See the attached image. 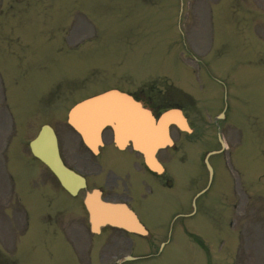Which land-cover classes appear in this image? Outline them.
Instances as JSON below:
<instances>
[{
  "label": "rangeland",
  "instance_id": "rangeland-1",
  "mask_svg": "<svg viewBox=\"0 0 264 264\" xmlns=\"http://www.w3.org/2000/svg\"><path fill=\"white\" fill-rule=\"evenodd\" d=\"M216 2L219 0H0V15L4 18L7 13H3L2 8L8 9L7 5H16L12 9H28L15 12L18 17L13 21L8 20L11 19L8 15V26L0 27L3 53L19 66L18 81L24 70L16 54L18 41L11 35L23 31L25 41L30 43V55L37 47V90H30L28 82L25 108L16 105V132L11 131L3 138L7 150L9 148V166L19 173L18 179L22 178L24 184L36 168L37 172L41 170V182L37 183L40 197L37 199L45 192L63 199L62 204L53 202L51 208L39 200L37 207L31 206L29 201H33V193L23 188L24 198L29 200L26 206H31L28 229L23 232L25 221L18 219H14L17 221L14 230V224H4L0 228V234L5 233V241L13 243L16 256L24 261L22 264H73L69 247L62 237L48 230L57 228L69 232L72 221L63 206L70 205L71 198L57 187L43 164L22 153L17 139L21 137L28 141L41 124L49 123L57 131L65 162L93 176L98 167L87 161V152L77 148L74 141L67 145L66 132L70 129L65 123L66 111L91 93L121 85L132 87L133 83L152 87L158 94L164 92L161 96L169 99L179 96L186 108L191 111L195 108L199 112V119L196 117L199 137H190L196 153L201 150L199 190L206 185L207 177L202 159L207 151L218 147L213 124L223 105L226 121L221 131L228 149L213 158L216 174L212 182L217 176L218 186L214 183L206 194L199 196V229L206 227L210 207H216L214 212L235 220L231 229L239 235L237 249H246L245 253H239L241 256H236L237 264H249L246 255H250V263H254L253 249H264V0H221V5ZM186 49L192 53L185 56ZM208 49H211L210 53ZM180 73L183 81L178 77ZM247 85L249 89L245 88ZM182 87L190 89L194 96L206 89L210 98L220 99L222 105L215 101L211 107L209 101L208 107H204L206 101L199 97L198 107L197 99L184 93ZM21 101L24 105L23 96ZM6 102L10 105L9 96ZM249 128L250 139L247 141L244 131ZM3 136L5 130L0 134L1 141ZM43 176L55 185L44 183ZM90 180L92 185L102 184L94 178ZM5 190L0 187L2 206L7 205L2 202L7 197ZM187 197L186 194L185 200ZM12 200L17 201L16 198ZM2 206L0 226L1 222L13 221L12 218L5 219L7 210ZM75 208V215L81 218L77 202ZM45 212H50L57 221L50 217L47 221L50 227L42 230L41 218ZM32 239L34 242L37 239L36 243ZM214 239L204 237L207 249L203 248L202 252L208 260L199 254V262H211L219 256L221 264H230L234 253L229 252V248L222 249ZM185 241V235L177 236L173 228L163 245L156 242L160 248L159 259L146 264H175L174 254L178 257L183 254ZM194 249V246L190 247L193 253Z\"/></svg>",
  "mask_w": 264,
  "mask_h": 264
},
{
  "label": "flooded vegetation",
  "instance_id": "flooded-vegetation-1",
  "mask_svg": "<svg viewBox=\"0 0 264 264\" xmlns=\"http://www.w3.org/2000/svg\"><path fill=\"white\" fill-rule=\"evenodd\" d=\"M18 61L20 63L19 57ZM1 66L7 75L19 76V66H11L10 68L8 63L4 61L1 62ZM123 90L129 93L131 97L142 101L144 106L152 109V111H158L162 106L173 104L175 100L174 97L169 99L160 94H155L154 89L147 86L128 87ZM176 132V141L174 140L176 147L172 151L164 148L157 153V157L163 165L161 173L148 169L141 154L131 146L123 149L117 148L113 143L114 131L111 124L105 125L101 130L102 145L97 154L91 153L86 148L85 151H88L86 153L87 161L98 167L93 176L84 175L87 187L90 189L97 187L101 197L106 200L125 203L138 217L141 224L136 223L137 226L144 227L146 233H132L109 226L102 227L100 232L96 234L91 233L86 212L84 222L87 224L86 232L76 233V230H73L69 234L72 249L83 254L85 264H117L113 263V259L123 257L125 254H131L138 259L149 258L157 251L154 242L165 239L169 230L173 231L174 228L177 236L181 232L189 235L193 229L199 230V218L192 221V213L187 210L186 201L182 200L187 187L196 185L198 181L196 172L192 173L188 179V184L186 178V155L194 158V153L189 148L186 150L185 132ZM74 140L75 137H69L70 142ZM169 150L176 154V157H173ZM171 167L174 168V172ZM90 178H94L102 184L92 185ZM173 180H176V184ZM169 182H171L170 185ZM175 196L177 200H170L171 197ZM246 203L247 200L244 201V206ZM177 215H181V218L175 222L173 219L178 218ZM234 223L235 220L230 222V225H234ZM212 224L213 228L219 231L220 223L212 219ZM216 241L224 243L225 239H222L221 234L218 233ZM92 249L96 250L93 257ZM232 256L236 257L237 254ZM209 263L219 264V256H216L211 262L208 261ZM121 264L134 263L125 261ZM230 264H236L235 259H232Z\"/></svg>",
  "mask_w": 264,
  "mask_h": 264
},
{
  "label": "water",
  "instance_id": "water-1",
  "mask_svg": "<svg viewBox=\"0 0 264 264\" xmlns=\"http://www.w3.org/2000/svg\"><path fill=\"white\" fill-rule=\"evenodd\" d=\"M84 103L85 102L79 104V107L81 108ZM166 118L167 116L163 117V119ZM177 120L184 124L181 116H178ZM78 128L80 129V127ZM31 149L38 158L50 167L65 189L74 193L77 188L80 187L82 178L62 164L58 155L55 136L50 127L46 125L42 127L38 136L31 142ZM89 200L90 198H87L85 204L89 210L92 225H96V221H103L111 224L123 225L128 229H131L126 222V218L129 217L128 214L117 210V207L115 206L92 204Z\"/></svg>",
  "mask_w": 264,
  "mask_h": 264
},
{
  "label": "bare ground",
  "instance_id": "bare-ground-1",
  "mask_svg": "<svg viewBox=\"0 0 264 264\" xmlns=\"http://www.w3.org/2000/svg\"><path fill=\"white\" fill-rule=\"evenodd\" d=\"M128 106H125V104H120L119 100L117 98H110L106 101H103L97 105L91 104L89 107L81 111L80 113H77V115H73V118L76 122V117H79L80 123L82 121H85L82 123V127L87 126L85 131L87 132V137L90 140L94 136V126L98 125L96 124L98 121L103 120L107 116H117L122 119L121 124L122 128L125 131H128L130 133H133L135 136L136 143H144L148 142L149 136L151 135V131L145 120L141 117H135L132 119H127L126 116L128 115ZM125 116V117H124ZM136 116V115H135ZM118 120V119H117ZM77 122V126L79 127L80 123ZM81 127V126H80ZM137 132V134L134 131ZM142 136L144 140L139 138ZM89 140H86L87 143H91ZM143 146V145H140ZM144 147V146H143Z\"/></svg>",
  "mask_w": 264,
  "mask_h": 264
}]
</instances>
